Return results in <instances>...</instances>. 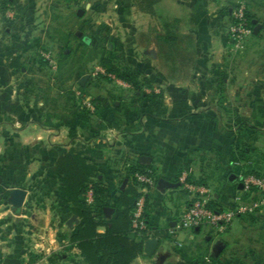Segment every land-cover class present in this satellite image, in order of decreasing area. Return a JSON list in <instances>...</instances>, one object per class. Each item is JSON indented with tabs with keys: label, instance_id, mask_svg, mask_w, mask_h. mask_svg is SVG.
<instances>
[{
	"label": "crops",
	"instance_id": "0c3cea01",
	"mask_svg": "<svg viewBox=\"0 0 264 264\" xmlns=\"http://www.w3.org/2000/svg\"><path fill=\"white\" fill-rule=\"evenodd\" d=\"M12 1L20 5L17 19L6 26L0 14V264H89L65 238L79 220L66 225L72 215L57 190L56 161L70 150L97 168L96 178L113 205L110 217L122 211L116 201L132 179L128 169L139 164L155 171L145 206L147 238L158 239V247L152 258L142 255L135 264H190L207 257L229 229L218 235L207 228L199 238L198 227L186 244L165 248L164 243L178 235L188 200L178 182L182 173L189 183L204 185L218 209L234 207L241 192L228 181L236 174V147L219 112L220 103L228 104L220 91L231 84L220 77L226 71L219 65L223 48L217 29L227 23L233 1L163 0L154 15L137 12L146 21L144 29L121 22L130 31L128 44L94 42L83 34L89 21L67 17L52 0ZM247 2L261 32L253 33L258 51L246 53L260 58L258 70L247 68L246 86L251 104L264 108V0ZM174 21L176 39L169 43L166 25ZM14 57L17 68L8 65ZM104 58L146 79L150 86L142 90L160 95L158 104L114 76L90 75L92 64ZM83 76L88 80L82 87ZM150 104L156 105V116L148 114ZM83 110L81 121L77 114ZM161 179L178 186H164ZM16 189L25 192L20 206L10 202ZM33 205L41 206V223L32 220ZM128 237L144 236L131 230Z\"/></svg>",
	"mask_w": 264,
	"mask_h": 264
},
{
	"label": "rangeland",
	"instance_id": "374dc122",
	"mask_svg": "<svg viewBox=\"0 0 264 264\" xmlns=\"http://www.w3.org/2000/svg\"><path fill=\"white\" fill-rule=\"evenodd\" d=\"M52 2L58 3L57 8L62 9L61 13L69 14L67 17H71L75 21L78 19L89 21L90 27L83 34L92 37L94 42H98V38H101L102 42L106 40V43H114L117 40L118 43L123 41L128 44L131 41L129 38L130 31L123 29L122 21L128 27L131 23L133 25L139 23L143 29L146 27V21L140 19L141 17L132 6L131 0H78L75 3L65 0H52ZM248 4L247 0H233L227 23L217 29L220 40L222 36H228L229 41L225 46L221 41L223 54L221 56L222 62L219 65L225 68L226 72L222 73L220 77H222V81L226 79L231 84L228 91H220L222 97L224 95L227 97L228 104L220 103L219 112L223 115L222 118L227 120L226 128L232 130V139L236 147L234 157L239 159L237 164L241 173L264 176V120L261 118V115L264 114V108L251 104L249 100L250 90L246 86L247 68L249 66H254L256 69L260 68L258 54L248 58L246 53L249 50L258 51L259 45L253 44V30L248 25L247 28L251 32L244 35L240 41L233 38L230 30L236 23L233 13L239 8L243 9V13L248 11ZM19 7L17 1L14 6H8L9 9L13 8L15 11L10 22L17 19ZM79 11H82L81 15H78ZM10 24L6 23V26ZM76 32L74 31V33ZM134 39L138 40L135 36ZM216 48L218 49V47L213 49L216 50ZM43 57L49 64L54 65L51 55L44 54ZM100 63L92 64L88 72L97 80H104L105 74L101 72L103 68ZM33 206L36 217L33 216L32 220L35 224L41 223V206ZM228 229L229 234L219 240L224 245L219 255L214 257L215 245L209 251L207 257L211 259L212 264H264V208L242 215ZM205 232H207V227L202 226L197 236L201 238ZM190 233H192L191 230L179 231L175 241L171 238L166 240L165 248H169L174 242L188 243V234ZM59 261L61 262V259ZM201 261L196 260L195 262L201 264ZM155 263H158L157 260Z\"/></svg>",
	"mask_w": 264,
	"mask_h": 264
},
{
	"label": "trees",
	"instance_id": "16d2710c",
	"mask_svg": "<svg viewBox=\"0 0 264 264\" xmlns=\"http://www.w3.org/2000/svg\"><path fill=\"white\" fill-rule=\"evenodd\" d=\"M65 1L75 3L78 0ZM162 1L131 0V3L139 13L154 15L155 6ZM14 3L15 1L1 0L0 14L4 23H12L5 17V11L8 9V6H14ZM244 18L246 24L253 30L254 25L252 24V20L255 17L246 11L244 12ZM175 23L176 21L169 24V26L166 25L167 32L164 37L166 42L172 43L176 39ZM260 32L261 30L258 34ZM221 41L225 46L229 42L228 36H222ZM8 65L11 68L19 67V57L9 59ZM100 65L105 70V75L103 76L105 80H109L110 78L107 74L114 76L127 83L135 92H138L140 98L157 101L156 105L158 104L160 95L153 93L147 95L142 90L143 87L150 86L146 79H140L138 75L113 63L108 58H104ZM156 105L150 104L148 106L149 115L156 116ZM86 115L87 113L83 110L77 114V117L83 121ZM237 160L239 159L235 158L234 162L237 163ZM234 168L238 176L241 171L237 166H234ZM136 173L149 174L154 181L156 180L153 169L140 166L139 164L130 167L128 174L132 176V179L120 191L116 201V205L120 206L122 211L114 217L107 218L103 209L113 207V205L106 199L104 189L96 178L97 168L74 150L68 151L56 161L57 190L63 204L69 208L71 215L79 220V223L75 226V232L65 238H67L70 245L75 246L80 251L89 264H135V260L140 256L142 257L143 242L147 236L142 237L138 241H133L128 237V233L132 230L131 213L134 203L139 196L138 190L141 186L134 177ZM89 189L92 190L91 204L86 201V193ZM208 206L214 211L221 210L211 200ZM144 220L150 230L146 206L144 209ZM100 229L103 232H99L98 230ZM193 264H197V262H193Z\"/></svg>",
	"mask_w": 264,
	"mask_h": 264
},
{
	"label": "built area",
	"instance_id": "2783aa9c",
	"mask_svg": "<svg viewBox=\"0 0 264 264\" xmlns=\"http://www.w3.org/2000/svg\"><path fill=\"white\" fill-rule=\"evenodd\" d=\"M15 15L13 8L5 11V17L11 20ZM236 23L230 28L232 36L236 41H240L246 34H250L244 18L243 9L239 8L233 13ZM48 59V56H46ZM103 73V71H101ZM235 166L239 167L236 163ZM242 183L241 192L235 197V206L219 211L212 210L208 203L211 200L209 190L204 185H194L187 181V176L182 173L178 182L188 193L186 206L179 218L178 230H194L195 228L206 226L210 231L222 235L237 220L240 215L258 211L264 208V177L251 174L239 173ZM136 181L141 185L139 196L134 203L131 213L132 231L141 236H147L149 229L144 220V209L149 188L154 180L149 174L136 173ZM244 199L246 201H244ZM87 203H92V190L86 193ZM201 264H212L209 257H204Z\"/></svg>",
	"mask_w": 264,
	"mask_h": 264
},
{
	"label": "water",
	"instance_id": "95a60500",
	"mask_svg": "<svg viewBox=\"0 0 264 264\" xmlns=\"http://www.w3.org/2000/svg\"><path fill=\"white\" fill-rule=\"evenodd\" d=\"M81 14H82V11H79L78 15H81ZM252 24L254 25L253 33L258 34V32L261 29V25L258 24L256 20H252ZM82 41L84 43L88 44L90 40L87 37H83ZM87 80H88V76H83L79 81V85L83 87ZM228 181L231 183H237L238 189L239 190L242 189L241 180L236 174H231L228 178ZM159 183L164 185V186H169V187L178 186L176 184H171L168 181L163 180V179H161L159 181ZM10 194H11V201H10L11 204L13 206H20V204L24 198L25 192L22 190L16 189V190H12L10 192ZM103 211H104V214L106 215V217H108V218L113 213V209H110V208H104ZM73 223H77V218L75 216L70 217V219L67 221L66 225L69 228H71ZM198 231H199V228H196L195 232H198ZM157 247H158V239H156L154 237H150V238L145 239L143 242V250H142L143 255L148 257V258H152L156 253ZM223 247H224V245L222 243H218L217 248L215 249L214 257H217V255L219 254V252L222 250Z\"/></svg>",
	"mask_w": 264,
	"mask_h": 264
}]
</instances>
